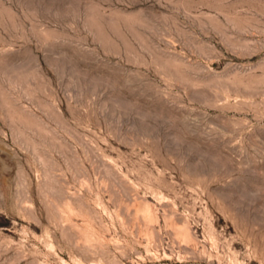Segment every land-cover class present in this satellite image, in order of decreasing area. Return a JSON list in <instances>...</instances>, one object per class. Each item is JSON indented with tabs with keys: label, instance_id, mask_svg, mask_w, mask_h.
I'll return each mask as SVG.
<instances>
[{
	"label": "rangeland",
	"instance_id": "374dc122",
	"mask_svg": "<svg viewBox=\"0 0 264 264\" xmlns=\"http://www.w3.org/2000/svg\"><path fill=\"white\" fill-rule=\"evenodd\" d=\"M0 264H264V0H0Z\"/></svg>",
	"mask_w": 264,
	"mask_h": 264
},
{
	"label": "bare ground",
	"instance_id": "6f19581e",
	"mask_svg": "<svg viewBox=\"0 0 264 264\" xmlns=\"http://www.w3.org/2000/svg\"><path fill=\"white\" fill-rule=\"evenodd\" d=\"M148 213V212H147ZM179 235L184 239V240H186V239H188L190 236H189V234H188V232L186 231V230H180L179 232ZM187 241V240H186Z\"/></svg>",
	"mask_w": 264,
	"mask_h": 264
}]
</instances>
